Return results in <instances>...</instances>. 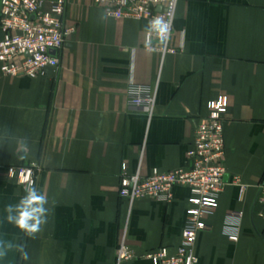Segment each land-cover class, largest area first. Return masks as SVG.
<instances>
[{"label": "crops", "instance_id": "1", "mask_svg": "<svg viewBox=\"0 0 264 264\" xmlns=\"http://www.w3.org/2000/svg\"><path fill=\"white\" fill-rule=\"evenodd\" d=\"M102 14L94 0H67L64 23L73 30L59 69L40 77L0 71V238L29 256L12 251L0 264H118L122 242L139 256L175 250L189 190L175 188L169 204L130 203L119 194L123 166L142 177L185 168L194 121L219 96L229 100L226 182L240 184L228 185L204 218L198 264H264V0H179L171 45L183 49L175 55L147 49V21ZM130 83L154 90L151 114L129 108ZM31 163L41 166L35 187L49 209L35 238L4 221L5 205L25 194L7 169ZM235 211L244 213L237 242L224 234Z\"/></svg>", "mask_w": 264, "mask_h": 264}, {"label": "built area", "instance_id": "2", "mask_svg": "<svg viewBox=\"0 0 264 264\" xmlns=\"http://www.w3.org/2000/svg\"><path fill=\"white\" fill-rule=\"evenodd\" d=\"M108 18L116 20L147 21L156 17L170 22L167 43H161L155 33L146 32V47L162 55L178 54L183 47L171 45L173 26L179 0H94ZM67 0H54L49 7L44 0H1L0 3V71L6 77H40L50 70H58V54L64 49L67 37L73 29L65 27ZM128 106L151 114L155 106L154 90L130 83L127 91ZM229 108L226 96H219L207 104V114L194 121L195 138L187 153V166L173 171L155 169L146 177L126 174L120 180V197L130 203L151 200L169 204L177 187L190 192L186 222L180 245L171 250L160 247L139 256L124 242L117 250V263L147 259L152 264H198L197 240L208 230L204 218L214 214L220 197L228 185L240 184L234 177L226 182L225 122ZM41 166L39 163L11 166L9 179L22 187L35 183ZM264 186L261 188V191ZM245 188L242 187L243 194ZM264 202V197L261 198ZM244 213L235 211L227 215L224 234L237 242Z\"/></svg>", "mask_w": 264, "mask_h": 264}, {"label": "clouds", "instance_id": "3", "mask_svg": "<svg viewBox=\"0 0 264 264\" xmlns=\"http://www.w3.org/2000/svg\"><path fill=\"white\" fill-rule=\"evenodd\" d=\"M101 19L106 20L107 16L102 14ZM146 30L155 33L161 43H167L170 35V22L156 17L148 23ZM18 146L21 150H25L27 147L25 141H20ZM24 193L18 202L5 205L4 221L15 226L28 237L35 238V235L41 230V226L47 222L48 198L32 182L26 184ZM12 251L18 252L22 260L29 259L23 244L0 238V260L7 258L9 252Z\"/></svg>", "mask_w": 264, "mask_h": 264}, {"label": "water", "instance_id": "4", "mask_svg": "<svg viewBox=\"0 0 264 264\" xmlns=\"http://www.w3.org/2000/svg\"><path fill=\"white\" fill-rule=\"evenodd\" d=\"M256 203H257V201H256ZM256 203H255V204H256Z\"/></svg>", "mask_w": 264, "mask_h": 264}]
</instances>
